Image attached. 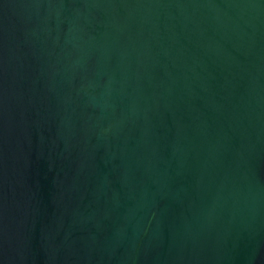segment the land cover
<instances>
[{
	"label": "water",
	"instance_id": "1",
	"mask_svg": "<svg viewBox=\"0 0 264 264\" xmlns=\"http://www.w3.org/2000/svg\"><path fill=\"white\" fill-rule=\"evenodd\" d=\"M0 264H264V0H0Z\"/></svg>",
	"mask_w": 264,
	"mask_h": 264
}]
</instances>
